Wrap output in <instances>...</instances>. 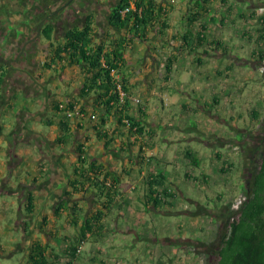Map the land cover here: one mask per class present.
<instances>
[{
	"label": "crops",
	"instance_id": "obj_1",
	"mask_svg": "<svg viewBox=\"0 0 264 264\" xmlns=\"http://www.w3.org/2000/svg\"><path fill=\"white\" fill-rule=\"evenodd\" d=\"M96 1L89 11L93 40L126 39L129 46L121 76L127 113L148 141L153 164L141 167L123 153L135 155L143 139L112 117L105 125L111 144L98 139L92 94L80 95L84 74L77 66L51 63L64 43V32L57 35L62 29L55 28L50 41L41 36L16 52L17 42L7 38L30 12L24 3L10 8V0H0V28L8 42L0 48V67L7 68L0 82V264L14 254L21 256L18 264H27L33 242L44 247L45 264H211L215 251L206 239L225 224L228 205L213 190H233L231 177L240 183L243 146L263 118L264 81L259 93L256 73L264 63V0H147L161 12L140 37L110 26L113 5ZM84 19L72 26L81 27ZM37 22L32 19L31 28ZM56 103L75 105L83 116L67 118ZM62 122L73 139L57 145ZM78 146L117 179L119 198L112 204L88 182L83 193L69 185L78 182ZM186 167L196 183L187 180ZM150 172L161 175L158 186H171L177 197H190L191 186L196 197L185 207L175 199L154 206L146 197ZM29 195L34 208L28 215ZM94 215L95 229L81 238L83 221ZM164 215H180L183 222L159 231L155 222ZM80 243L82 251L74 255L71 247Z\"/></svg>",
	"mask_w": 264,
	"mask_h": 264
},
{
	"label": "trees",
	"instance_id": "obj_2",
	"mask_svg": "<svg viewBox=\"0 0 264 264\" xmlns=\"http://www.w3.org/2000/svg\"><path fill=\"white\" fill-rule=\"evenodd\" d=\"M160 12L159 6L147 0H117L110 11L108 24L117 29L133 32L140 37L146 25L155 20L157 13ZM84 18L81 27L72 26L64 31V43L54 49L51 63L57 61L62 66H77L84 74L80 95L86 98L92 94L89 96L93 98L91 106L99 119L95 132L98 139L104 141L105 147L111 144V137L105 128L111 117L117 120L121 129H125L122 121L129 120L132 125L125 130L128 134L143 139L141 128L128 115L126 102L119 100L116 90V84L119 82L122 90L127 93L124 79L121 78L125 68L124 55L129 50V46L125 44L126 39L96 42L93 40L91 15L87 13ZM53 30L54 27L46 23L41 30V36L50 41ZM2 35L4 32L0 29V41L5 42L2 47L5 49L8 42ZM23 54L26 55V52ZM6 71L7 68L0 67V82L1 75ZM54 107L59 110L58 103L54 104ZM69 107L71 108L72 105ZM68 125L66 122L61 123V136L56 140L57 145L72 142L73 134ZM133 127L136 128L135 131ZM243 147L246 150L245 155H249L248 167L242 174L244 200L236 211L231 209V204L227 205L225 232L219 239L211 264H264V119L252 133V141L246 142ZM122 151L128 154V151ZM76 154L78 166L74 168L73 177L78 182L69 185L73 190H80L83 193L85 183L88 182L90 186L94 185L95 191L101 197L112 204L116 198H119L117 179L111 173H102L100 164L90 161L82 146L76 147ZM149 175L146 197L154 206H163L166 203L163 199L171 200L174 195L167 189L159 193L157 188L162 186H158V179L161 180L162 176H152L151 172ZM186 178H189V175H186ZM67 195L68 198L71 197L70 194ZM26 207L29 215L34 208L30 195L27 196ZM70 209H75V206ZM97 219L98 215H94L83 221V228L79 232L81 238L93 232ZM71 248L74 254L76 246ZM44 262V247L33 242L27 264H45Z\"/></svg>",
	"mask_w": 264,
	"mask_h": 264
},
{
	"label": "flooded vegetation",
	"instance_id": "obj_3",
	"mask_svg": "<svg viewBox=\"0 0 264 264\" xmlns=\"http://www.w3.org/2000/svg\"><path fill=\"white\" fill-rule=\"evenodd\" d=\"M8 5L10 8H18L21 6H28L30 12L27 15V21L23 25L16 27L14 31V36L8 37L7 40H15L20 43L22 52L29 47L30 44H37L41 37V30L46 23H50L54 29L57 28L66 30L72 26L68 27V23L74 22L84 9L91 10L92 6L97 4L96 0H10ZM110 1V0H109ZM28 2H30L29 5ZM40 2V5H39ZM36 5V6H35ZM41 14V15H40ZM39 17V18H38ZM37 18V25L31 28L32 19ZM40 28V34L37 35V31ZM13 31V30H12ZM10 40V41H11Z\"/></svg>",
	"mask_w": 264,
	"mask_h": 264
},
{
	"label": "rangeland",
	"instance_id": "obj_4",
	"mask_svg": "<svg viewBox=\"0 0 264 264\" xmlns=\"http://www.w3.org/2000/svg\"><path fill=\"white\" fill-rule=\"evenodd\" d=\"M116 1L117 0H110L108 2H105V4L103 6H106L107 5L106 7L108 8V6L111 7V5H113L112 7H114L115 4H116ZM103 6L101 8H103ZM83 11L84 12L81 14L80 19L78 21L74 22V23L73 22L68 23V27L69 26H72L73 24H77V23L79 24L80 23L79 21H82L83 20V17H85V15L87 13H89L90 10L84 9ZM23 22H25V21H23ZM23 22H22V19H21L19 21V24L20 23H23ZM101 25L103 26V24H101ZM0 29L3 30L2 28H0ZM63 32H64V30H61L57 35L60 37V36H62ZM2 36L4 37V35H2ZM4 45H5V42L0 41V48L1 47H4ZM16 45H18V47L15 49V51L18 52L21 49V44L20 43H17ZM256 76L259 78V84H260L258 86L259 87L258 88L259 89L258 91H259V93H263V86H262L261 83H262V81H264V76H262L258 72L256 73ZM260 97L261 96L258 95L257 97H254L253 98V99H256L257 105L259 104L258 103L259 102L258 100H259ZM21 99L23 100V98H21ZM30 99L31 98H29V101H31ZM18 101L20 102L21 100H18ZM263 119H264V112H263V118L261 120H263ZM235 139L239 140V136H237ZM248 161H249V155L246 154L245 157L241 160L242 167H240V165L238 164V167L239 168L238 167L237 168L240 169V172H241V176H240V179H239V182L240 183L237 182V180L235 179V177H231L230 176L231 177L230 178V182L234 186V189L237 188V190H234V189L233 190H229L228 189L229 186H228V188H227V186L226 187L225 186H221V187L214 188L213 191L215 193H218V194H222L223 195V199H222L223 204H226V202H227L228 204H231L232 205L237 200L244 198L243 193H242V187H243L242 174H243L244 169L245 168L247 169V167H248V163H249ZM192 170H193L192 167H186V172H189L190 171V173H192ZM184 171H185V168H184ZM194 175H196V174H194ZM187 180L189 182H191V179L187 178ZM189 190H190V192L192 194L190 197L191 198H195L196 197V189L191 186V187H189ZM212 194H213V192H210L208 194V202L210 201V198H211ZM190 197L189 196H186V198H182L181 196H179L177 200H174V204H176L178 206L181 205V204H184V207H185V205H187V202H188L187 199H190ZM210 204L212 205V202L211 201H210ZM227 212H228L227 209H225V211L223 213H225L227 215ZM178 221H180V223L183 222L180 215L179 216H177V215H164L163 217H161L160 219H158L157 222H155V225H156L155 228L157 227V229L159 231H166L167 232L168 230H171V228H174L175 225H177L179 223ZM168 223H171V225L168 226ZM173 223H174V225L172 226ZM224 232H225V225L223 224L222 227H220V228L217 227L215 233H214V231L212 232L213 237L210 234L209 238L206 239V241L211 244L210 245L211 250L216 251V249H217V247L219 245V239L223 235ZM213 254L211 256H213ZM20 257H19V254H14L13 256H10L8 259H5L3 264H18V258H20ZM169 257H171V256H169ZM212 259L213 258H211V260ZM1 262H3V261L0 260V263Z\"/></svg>",
	"mask_w": 264,
	"mask_h": 264
},
{
	"label": "built area",
	"instance_id": "obj_5",
	"mask_svg": "<svg viewBox=\"0 0 264 264\" xmlns=\"http://www.w3.org/2000/svg\"><path fill=\"white\" fill-rule=\"evenodd\" d=\"M257 72L260 73L262 76H264V63L260 64V66L257 69ZM117 80H119V79H117ZM116 90L118 93L119 100L121 102H125V100L127 99V94L122 90L119 82H117V84H116ZM132 101L134 103L139 102V100L137 98H132ZM59 109L64 112V114L67 118H71L73 116H76V117L83 116V111L80 110V108L75 106V105H73L71 108H67L65 105L61 104V105H59ZM90 119L95 120V115H91ZM122 123L125 126L126 130L129 129L132 125V123L126 119L123 120ZM133 129H134V131L136 130L135 127H133ZM138 148H139V150L136 151L135 155H132L133 153L132 154L128 153L129 156H127V157H130V159H131L130 161L132 163H136L137 165L139 164L141 167H144V168L148 167V166L151 167L153 164L154 154L148 145V141L143 140L142 144ZM188 175H189V179H191V183H196L195 178H194V174H193V170H192V173H190V171H189ZM163 189H167L170 194L174 195V197L171 198V200L172 199H175V200L178 199L177 192L171 186L165 185V186H163V188L158 187L157 191L159 193H161V190H163ZM163 200L167 201L166 199H163ZM243 200H244V198L237 200L234 204L231 205V209L236 211L239 208V205L241 204V202ZM81 249H82V246L80 243L76 246V248L74 250V255H79L82 251Z\"/></svg>",
	"mask_w": 264,
	"mask_h": 264
},
{
	"label": "water",
	"instance_id": "obj_6",
	"mask_svg": "<svg viewBox=\"0 0 264 264\" xmlns=\"http://www.w3.org/2000/svg\"><path fill=\"white\" fill-rule=\"evenodd\" d=\"M40 28H41V25L39 26V30L37 31V35L40 34Z\"/></svg>",
	"mask_w": 264,
	"mask_h": 264
}]
</instances>
